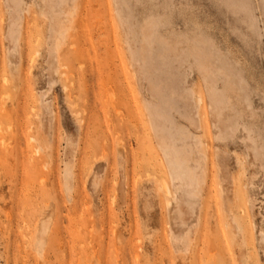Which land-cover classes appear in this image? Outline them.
<instances>
[{"label": "rangeland", "instance_id": "rangeland-1", "mask_svg": "<svg viewBox=\"0 0 264 264\" xmlns=\"http://www.w3.org/2000/svg\"><path fill=\"white\" fill-rule=\"evenodd\" d=\"M0 264H264V0H0Z\"/></svg>", "mask_w": 264, "mask_h": 264}, {"label": "bare ground", "instance_id": "bare-ground-1", "mask_svg": "<svg viewBox=\"0 0 264 264\" xmlns=\"http://www.w3.org/2000/svg\"><path fill=\"white\" fill-rule=\"evenodd\" d=\"M237 228V227H236ZM238 230V229H237ZM239 231V230H238ZM241 233V232H240Z\"/></svg>", "mask_w": 264, "mask_h": 264}]
</instances>
